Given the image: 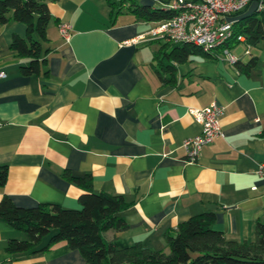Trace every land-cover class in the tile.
<instances>
[{
  "label": "crops",
  "instance_id": "obj_1",
  "mask_svg": "<svg viewBox=\"0 0 264 264\" xmlns=\"http://www.w3.org/2000/svg\"><path fill=\"white\" fill-rule=\"evenodd\" d=\"M44 1L50 20L37 72L23 73L29 59L11 48L26 25L0 23V165L7 167L0 199L79 208L85 188L63 172L89 173L92 191L129 202L117 212L126 227L101 232L117 248L140 241L165 250L166 233L203 212L213 213V228L227 238L254 240L264 223V179L255 171L264 162V41L243 56L230 47L242 62L258 56L242 70L219 48L149 38L124 44L157 23L136 15L129 0H112L113 8L110 0ZM165 1L132 0L161 10ZM254 11L252 2L238 17ZM62 21L70 24L67 41ZM211 102L223 106L221 134L186 161L181 143L200 131L188 109ZM12 238L27 234L0 217V264H86L65 241L10 252Z\"/></svg>",
  "mask_w": 264,
  "mask_h": 264
},
{
  "label": "trees",
  "instance_id": "obj_2",
  "mask_svg": "<svg viewBox=\"0 0 264 264\" xmlns=\"http://www.w3.org/2000/svg\"><path fill=\"white\" fill-rule=\"evenodd\" d=\"M118 1L122 4L126 0ZM129 2L136 15L147 20L159 21L172 15L168 10L137 4L132 0ZM114 4V1H109L111 8ZM10 19L26 25L25 38L15 35L11 42L13 50L29 59L27 65L21 66L22 72H37L40 53L47 50L42 48L41 42L46 39L50 20L46 2L0 0V23ZM240 34L245 37V44L258 46L264 41V14L254 11L238 17L232 25L233 37L227 44L229 48L239 42L236 37ZM257 62L258 56L251 55L246 62L237 59L234 64L238 69L249 70ZM6 176V165H0V185L4 184ZM63 176L85 188L78 196L79 208H65L56 203L22 207L15 205L8 195L1 197L0 217L27 234L26 239H10L6 247L8 251L46 250L59 241H65L70 248L82 254L86 264H264V223H257L254 240L237 241L213 228L214 215L211 212L192 215L179 223L172 233H166L168 252L153 249L140 241L124 248L105 243L101 236L103 230L126 227L124 218L117 212L127 207L129 202L121 194L92 191L89 173L73 176L65 170Z\"/></svg>",
  "mask_w": 264,
  "mask_h": 264
},
{
  "label": "built area",
  "instance_id": "obj_3",
  "mask_svg": "<svg viewBox=\"0 0 264 264\" xmlns=\"http://www.w3.org/2000/svg\"><path fill=\"white\" fill-rule=\"evenodd\" d=\"M255 3V11H264V0H167L165 10L172 13L170 18L157 21L146 33L136 38L124 40L132 43L145 39H164L171 43H186L200 48L204 52H211L215 48L221 49L222 56L230 62L237 57L227 46L232 39V25L239 13ZM58 32L64 41L71 35L68 22L58 23ZM236 40L245 43V37L237 35ZM246 44L245 54H249ZM5 73L0 70V78ZM188 112L199 122L200 131L183 139L181 147L186 161H195L202 147L221 134L220 117L223 106L211 102L203 107H189ZM256 173L264 179V162L257 163Z\"/></svg>",
  "mask_w": 264,
  "mask_h": 264
},
{
  "label": "rangeland",
  "instance_id": "obj_4",
  "mask_svg": "<svg viewBox=\"0 0 264 264\" xmlns=\"http://www.w3.org/2000/svg\"><path fill=\"white\" fill-rule=\"evenodd\" d=\"M50 25H54L52 20L50 21ZM55 32V29L54 27L51 26L50 30L48 31L50 37L52 40L56 37V34L54 33ZM50 39V40H51ZM233 47V50L235 53H237L238 55H242L244 54V49L246 47L245 43L244 42H238L236 45L232 46ZM236 47V48H235ZM250 49H254L256 46H251L249 45ZM243 56V55H242ZM245 56V55H244ZM53 231V230H52ZM53 233V232H51ZM47 240V237L43 240V242H45ZM165 252H168V248L164 250Z\"/></svg>",
  "mask_w": 264,
  "mask_h": 264
}]
</instances>
